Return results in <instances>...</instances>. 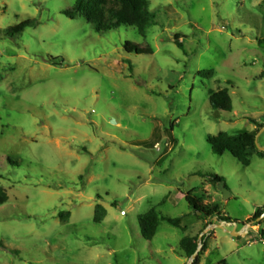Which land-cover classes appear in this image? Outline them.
<instances>
[{"label":"rangeland","instance_id":"1","mask_svg":"<svg viewBox=\"0 0 264 264\" xmlns=\"http://www.w3.org/2000/svg\"><path fill=\"white\" fill-rule=\"evenodd\" d=\"M75 2L0 0V264H188L181 240L220 223L197 219L188 194L249 231L212 227L201 264H264V217L252 221L264 209V157L244 167L208 144L253 131L249 118L264 125V0H148L145 37L98 34L62 14ZM128 42L153 54H129ZM225 89L231 113L209 101ZM97 206L107 211L100 224ZM153 209L181 228L161 222L146 241L139 217Z\"/></svg>","mask_w":264,"mask_h":264},{"label":"trees","instance_id":"2","mask_svg":"<svg viewBox=\"0 0 264 264\" xmlns=\"http://www.w3.org/2000/svg\"><path fill=\"white\" fill-rule=\"evenodd\" d=\"M71 20L84 18L88 24L92 26L95 32L104 35L108 32L118 30L122 27L135 28L138 33L145 37L147 31L152 27L155 20V14L150 10L148 0H76L74 6L66 9L62 13ZM37 25L34 20L26 21L7 32L9 38L21 36L28 28H33ZM179 38L177 37V40ZM259 44L264 45V39H259ZM181 49H184L181 43H178ZM125 52L136 55H152L150 48H141L132 43H126ZM61 66V65H59ZM214 70L203 71L199 73L200 78L211 80L215 77ZM264 76V74L262 75ZM209 101L211 106L218 111L231 113L233 111V101L229 90L213 91L209 90ZM250 122L256 127L254 131L242 130L236 134L220 133L217 136H209L208 144L212 151L217 156H222L224 153L230 154L242 166L249 167L254 155L264 157V152L259 151L256 146V136L264 125L260 124L255 119L249 118ZM88 152V151H87ZM197 175L206 178L212 184H225L224 178H219L213 173H197ZM83 179V176L80 177ZM8 200L6 193L0 189V206L4 205ZM186 201L193 210L197 219L203 222H209L213 219H218L220 222H232L233 220L225 217L222 214L221 207L216 205L211 208L208 206L201 207L196 203L192 194L186 196ZM201 214V215H200ZM264 214L263 210H258L252 221H256ZM107 216V211L102 206H97L94 216V222L100 224ZM70 218V213H60L62 223H67ZM161 222H167L173 227L181 228L182 219H173L166 217L157 212L156 209L139 217V225L142 237L151 242L159 230ZM206 229V228H205ZM204 229V230H205ZM185 230V228H184ZM205 235L203 243L205 245ZM198 236H186L181 240L179 256L190 259L197 251L199 245ZM264 238V231L261 233ZM194 264H201L198 258Z\"/></svg>","mask_w":264,"mask_h":264},{"label":"water","instance_id":"3","mask_svg":"<svg viewBox=\"0 0 264 264\" xmlns=\"http://www.w3.org/2000/svg\"><path fill=\"white\" fill-rule=\"evenodd\" d=\"M264 133V128H262L260 130V132L257 134L256 136V146L257 148L259 149V151L261 152H264V148L260 147L259 146V138L260 136ZM201 215V214H200ZM264 217V214L260 217V218H263ZM215 221L217 222L218 220L215 219ZM212 227L214 229H220L222 231H226L228 232L230 235H232L233 237H242L244 235H247L248 234V228H245L244 231H237L238 229V223L237 222H220L219 224H213V225H210L205 231H209L212 229ZM229 228H232V231H228ZM204 233H202L199 237V245H198V249L196 251V253L189 259V263L188 264H194L195 261L198 259L199 255H200V252H201V249L204 245L203 243V237H204Z\"/></svg>","mask_w":264,"mask_h":264},{"label":"crops","instance_id":"4","mask_svg":"<svg viewBox=\"0 0 264 264\" xmlns=\"http://www.w3.org/2000/svg\"><path fill=\"white\" fill-rule=\"evenodd\" d=\"M255 128H256V127H255ZM255 128H254V130H255ZM254 130H253V131H254ZM209 188H210L209 186H206L204 191L207 192V193L210 192ZM205 201H206V200H205ZM208 202H209V201H208ZM209 203H210V202H209ZM207 204H208V203H205V205H207Z\"/></svg>","mask_w":264,"mask_h":264},{"label":"built area","instance_id":"5","mask_svg":"<svg viewBox=\"0 0 264 264\" xmlns=\"http://www.w3.org/2000/svg\"><path fill=\"white\" fill-rule=\"evenodd\" d=\"M121 215H122V216H125V215H126V213H125L124 211H122Z\"/></svg>","mask_w":264,"mask_h":264}]
</instances>
